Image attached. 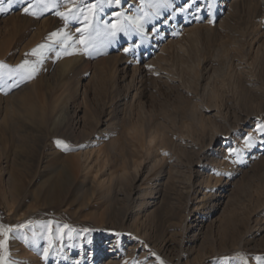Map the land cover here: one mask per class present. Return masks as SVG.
<instances>
[{
	"label": "rangeland",
	"instance_id": "1",
	"mask_svg": "<svg viewBox=\"0 0 264 264\" xmlns=\"http://www.w3.org/2000/svg\"><path fill=\"white\" fill-rule=\"evenodd\" d=\"M232 1L180 13L177 5L185 0H174L175 14L161 9L159 17L140 21L143 35L118 32L111 43L105 32L119 23L111 13L135 16L139 0L105 8L98 34L90 9H83L87 20L81 16L67 27L55 14L74 10L79 0L30 9L36 16L19 10L25 5L5 2L0 135L8 137L0 138V226L18 243L7 264H264V134L257 130L264 126V0ZM53 32L58 35L49 39ZM123 62L129 65L126 83L136 64L142 79L134 81L129 94L135 97L121 113L109 72L116 68L122 76ZM212 88L216 104L207 96ZM15 94L23 104L13 112L7 105ZM74 104L76 126L66 114ZM161 140L166 148L157 153ZM38 141L45 155L53 142L62 158L84 152L88 161L57 189L54 203L30 214L40 178L51 174L44 162L30 171ZM10 173L21 180L14 200ZM98 183L111 187L110 203L100 194L88 196ZM141 190L149 194L141 198ZM108 213L123 217L111 224ZM28 221L53 223L41 229ZM21 224L26 227H16ZM111 247L117 254L108 258Z\"/></svg>",
	"mask_w": 264,
	"mask_h": 264
},
{
	"label": "bare ground",
	"instance_id": "2",
	"mask_svg": "<svg viewBox=\"0 0 264 264\" xmlns=\"http://www.w3.org/2000/svg\"><path fill=\"white\" fill-rule=\"evenodd\" d=\"M134 1V0H133ZM235 2L234 0L232 1V3ZM193 29V28H192ZM190 34V33H189ZM180 48V47H179ZM226 48V47H225ZM221 52V51H220ZM228 53V52H227ZM221 55V54H220ZM228 57V56H227ZM124 63V62H123ZM125 64V63H124ZM114 66V65H113ZM198 66V65H197ZM202 66V65H201ZM129 69V65L128 63L125 64V66L120 70L122 71V76L118 74L117 69L114 68L111 72H109V78H110V91L111 94H113V96L111 97L112 100L115 99V109H117L119 112H121L123 109H125L127 103H129V99L132 97H135V95L131 96L129 94V90L132 89L131 87L133 86L134 81L136 80H140V78L142 77V71H140V67L138 66V64L134 65L131 68V79L128 80L129 82L126 83V73ZM144 72V71H143ZM120 73V72H119ZM121 76L120 80L122 82V85H119V79L117 78L118 75ZM121 74V73H120ZM128 74V73H127ZM128 78V77H127ZM144 78V76H143ZM142 79V78H141ZM109 80V79H108ZM141 81V80H140ZM120 82V83H121ZM139 82V81H138ZM109 84V83H108ZM191 84V83H190ZM121 88H120V87ZM191 86V85H190ZM123 88V89H122ZM174 89V88H173ZM109 90V89H108ZM18 94H15L11 97V100L9 102V104L7 106H9V109H14L16 112V109L20 108V105H22V100L19 99V96H17ZM109 96V95H108ZM111 96V95H110ZM207 96L210 98V101L213 104H216L218 102V92L215 89H211L207 92ZM21 98V97H20ZM1 100V99H0ZM111 104V103H110ZM1 105V104H0ZM112 105V104H111ZM56 106V105H55ZM128 106V105H127ZM27 110L30 111V107H27ZM78 104H74L71 107H68V110L66 111L67 115L70 116V118L73 119V123L74 126H76L78 124V116H77V111H78ZM11 110V111H12ZM13 110V112H14ZM25 110V109H24ZM116 110V111H117ZM127 109H125L124 111H126ZM104 111V110H103ZM193 111V110H192ZM26 112V110H25ZM65 112V111H64ZM110 112V111H109ZM24 113V112H22ZM53 113V112H52ZM96 113V112H95ZM122 113V112H121ZM110 114V113H109ZM108 114V115H109ZM191 114H194V112H191ZM196 114V113H195ZM194 114V115H195ZM5 115V114H4ZM3 115V116H4ZM56 115V114H55ZM96 115H98V112L96 113ZM198 115V114H197ZM197 115H195L194 117H196ZM113 116V115H112ZM112 116H110L112 118ZM193 116V115H192ZM193 117V118H194ZM115 118V117H113ZM196 119V122H198L199 124H201L202 120L201 118L198 119V117L194 118ZM111 120V119H109ZM58 122V119L56 118L53 126H56ZM109 122V121H108ZM52 126V125H51ZM70 126V125H69ZM109 128L111 127V125H108ZM72 127V126H71ZM215 130H213L214 132H216L218 129L216 126L213 127ZM79 129V128H78ZM65 130V129H64ZM74 130V129H73ZM110 130V129H108ZM107 131V130H106ZM74 132V131H73ZM110 132V131H109ZM6 135H0V138L2 139L4 136H7V132H5ZM10 133V132H9ZM64 133V132H63ZM66 133V132H65ZM71 133V132H70ZM3 134V133H2ZM73 134V133H72ZM77 134V133H76ZM81 134V133H80ZM79 134V135H80ZM10 137V136H9ZM8 139V138H6ZM76 139V138H74ZM10 140V139H9ZM77 140V139H76ZM43 141L39 142L38 141V145L36 146L33 153L30 154V171L34 168V166H36L37 162L41 163L44 162V167L43 169L46 171L51 172V174L49 176H47L46 178H40V181L38 182V188L36 189V194H35V201L37 206L35 207H31L30 208V214H33L34 211H40L43 209V207L45 206H50L52 203L55 202L56 199V194H57V189L61 187V185H65V183H70V181H72L73 179V175L77 170L82 169V171H85L87 169V159H88V154L84 153V152H80L79 155H77L75 158L72 157H68V158H62L58 151L55 149L56 147L54 146L53 142L52 143H48L46 145V147L48 148L46 155L40 151V149H42L43 146ZM151 142H149L150 144ZM164 141L161 140L160 144L157 145L156 148V152L158 153L159 151H161L163 148H166L165 145H163ZM5 143L3 142V145ZM45 144V143H44ZM2 145V144H0ZM32 149V147H30ZM45 155V156H44ZM71 156V155H70ZM156 158H159V156H157ZM16 162V161H14ZM21 162V161H20ZM109 162V161H107ZM157 161H153V164L150 165V167H148L147 171H151L153 169V167L155 166ZM103 166H104V162ZM18 164V163H16ZM15 164V165H16ZM9 165V164H8ZM7 165V166H8ZM21 165V164H20ZM28 165V164H27ZM5 166V165H4ZM19 166V165H16ZM15 166V167H16ZM22 166V165H21ZM102 166V167H103ZM14 167V166H13ZM39 167V166H38ZM4 168V167H3ZM6 168V167H5ZM9 168V167H8ZM37 168V167H36ZM42 168V167H41ZM134 168H136V166H134ZM12 169V168H11ZM2 171V169H1ZM7 172V171H6ZM12 172V171H11ZM14 172V169H13ZM17 174V172H16ZM10 173L9 177L7 178V185L8 188L10 190V195L11 198L14 200V198H16L17 195V189L19 188L18 185L21 183V180H19V176ZM18 176V177H17ZM23 180V179H22ZM22 185V184H21ZM24 185V184H23ZM66 186V185H65ZM95 186V185H94ZM19 190V189H18ZM62 190V189H61ZM19 192V191H18ZM95 194H100V199H103L105 202L107 201L108 203H110L112 201V196H111V187H104L102 185V183H98L95 187H91V192L88 193V196H92ZM149 193H147V190H141L139 192V196L142 198L145 195H148ZM209 197V196H208ZM129 195L126 196V201H129ZM141 204H146L144 201ZM140 205V204H139ZM10 209V208H9ZM12 209V208H11ZM9 211V210H8ZM12 212V211H11ZM41 212V211H40ZM27 216V215H25ZM108 218H109V222L111 224L117 223L119 221V218L123 217V213H119V217H117L116 215L112 214V213H108ZM28 218V217H27ZM27 218H23V221H26ZM9 229V228H8ZM11 233V232H10ZM8 231H5L4 234L2 235V239L1 241L3 242V247H1L2 250V254L0 255V258H2V260H0V264H7V254L10 253L14 256H16L18 254L17 252V247H18V243L17 241L14 239V237L12 236V234H10ZM112 245V243H111ZM117 247V246H116ZM115 248H110L108 251V254H105L104 256H108V258L112 257L115 255V253L117 254V252H115ZM30 252H25V255L28 256V258L30 259ZM99 254L102 255V252L99 251ZM23 256V255H22ZM68 257V256H67ZM69 259V258H68ZM34 260V259H33ZM79 261H81L82 259L79 257L78 258ZM83 262V261H82ZM85 262V261H84ZM114 264V263H113Z\"/></svg>",
	"mask_w": 264,
	"mask_h": 264
},
{
	"label": "snow or ice",
	"instance_id": "3",
	"mask_svg": "<svg viewBox=\"0 0 264 264\" xmlns=\"http://www.w3.org/2000/svg\"><path fill=\"white\" fill-rule=\"evenodd\" d=\"M5 2L7 3L9 7H11L14 2L20 5H25L19 10H21L24 14H29L33 16H36L37 12L36 11L30 12L29 11L30 9L39 8L41 12H43V11H48L51 8L59 7V5L57 4V0H34V2L33 0H0V12L6 11L5 7H3ZM66 2L68 4H75L76 0H66ZM125 2L126 0H96L95 4L87 5L84 3V0H79V4L74 10L70 9L67 14L57 11L55 14L57 16H60L63 19L64 24L67 27L69 21H72V20L79 21L81 16H84L83 9H90L95 17V20L97 21V23L93 25V31L98 34L99 33L98 21L100 19L99 13L103 12L105 8L111 7L113 4L116 5L117 8L119 9L120 7L123 6ZM173 2L174 0H139V7L136 10L137 14L135 16H126L120 10L113 11L111 15L117 17L119 23L116 24V22H113L114 31L110 33L105 32V35L110 37V39L108 40V43H111V41L115 39L116 34L118 32H124L125 35H127L129 34L130 31H135L137 34L143 35V23L140 21H143L145 17L147 19H151L152 17H159L161 9L169 12L170 15L175 14V9L173 8ZM214 2L215 0H191V2L189 3V0H185L184 4L177 5V7L179 8L180 13L185 12V11H190L192 7H195L197 11H203L204 9L200 7L201 5H205L207 6V8L210 9L211 7L214 6ZM146 9H151L152 11L149 12V11H146ZM84 19L87 20L88 18L84 16ZM124 21H127V23H124ZM89 23L91 24L92 22L89 21ZM108 24L109 22H105L104 24L105 29H107ZM76 31L79 32L80 29L77 28ZM57 35H58L57 32H53L50 34L49 39H51L52 37H56ZM91 38H92V32H89L88 39L91 40ZM65 39H67V37H65ZM58 43L62 45L63 40L59 41ZM39 47L44 48L45 46L41 45ZM125 51H128V50L125 49ZM35 52L36 50L34 49L33 53H30V54H34ZM30 54H26V55H30ZM27 63L28 61L25 60L23 64L17 67L23 68V66ZM257 130L261 134H264V126H261L258 124ZM251 145H252V140L250 138L248 141H246V146L250 147ZM52 223H53L52 221H47V222L28 221L27 222L28 225H32L33 227H39L41 229H44L48 227L49 225H52ZM16 227L23 229L26 227V225L21 224ZM63 227L68 228V225H64ZM59 230L60 229L57 228V231ZM5 231H11V229L5 228L4 226H0V236H2ZM84 231H88V230L85 229ZM0 247H3L2 241H0ZM0 260H2V258H0ZM157 260L159 261L158 257H157ZM9 264H17V262H9Z\"/></svg>",
	"mask_w": 264,
	"mask_h": 264
}]
</instances>
